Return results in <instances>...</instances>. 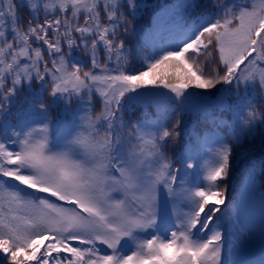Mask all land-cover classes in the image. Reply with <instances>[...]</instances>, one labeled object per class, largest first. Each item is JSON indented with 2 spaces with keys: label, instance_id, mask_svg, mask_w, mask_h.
<instances>
[{
  "label": "snow or ice",
  "instance_id": "6c2138e0",
  "mask_svg": "<svg viewBox=\"0 0 264 264\" xmlns=\"http://www.w3.org/2000/svg\"><path fill=\"white\" fill-rule=\"evenodd\" d=\"M240 164L264 193V0H0V264H264Z\"/></svg>",
  "mask_w": 264,
  "mask_h": 264
},
{
  "label": "trees",
  "instance_id": "16d2710c",
  "mask_svg": "<svg viewBox=\"0 0 264 264\" xmlns=\"http://www.w3.org/2000/svg\"><path fill=\"white\" fill-rule=\"evenodd\" d=\"M149 3L163 4L166 0H148ZM199 101H194V105L199 106ZM196 124L197 129L199 130L200 125L197 124L196 117H186L185 118V127L191 130L192 125ZM226 134V130L225 133ZM261 141V136L259 133L255 136V139L252 141L253 144L257 146V150L254 153V157L258 159L260 156L259 144ZM258 172V169H257ZM260 179L255 180L253 185L247 175H246V165L240 164L232 175L230 181L229 193L231 196H236L237 199H240L241 194L243 193L242 201V210L243 217L245 219V227L251 228L256 236V239L251 246V249L246 253L247 259L258 260L260 257V244H259V228H260V218H261V196L262 191L260 188Z\"/></svg>",
  "mask_w": 264,
  "mask_h": 264
}]
</instances>
